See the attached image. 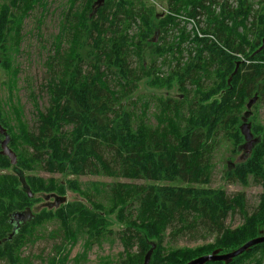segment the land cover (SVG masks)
Segmentation results:
<instances>
[{"label":"trees","instance_id":"16d2710c","mask_svg":"<svg viewBox=\"0 0 264 264\" xmlns=\"http://www.w3.org/2000/svg\"><path fill=\"white\" fill-rule=\"evenodd\" d=\"M43 1L1 0L0 55L14 75L19 70L11 62L21 53L25 20L37 5L44 9ZM98 1L75 0L77 7L62 11L64 41L56 38L55 55L48 61L50 74L42 88L48 106L44 111L37 109V120L24 129L23 139L32 161L52 174L103 175L151 184H104L100 195L103 193L108 204L95 203L97 196L88 194L86 201L62 204L55 213L36 214L13 235V214L33 205L36 190L25 176L22 181L12 174H0V264H32L31 257L22 256L23 249L36 241L39 226L51 220L59 223L53 234L62 241L55 246L49 264H69L68 246L79 239L89 250L114 236L107 218L113 215L122 224L119 237L124 251L118 261L105 257L99 264H144L153 246L150 264H187L215 250L232 252L263 236L264 195L254 216L234 230L225 222L230 215L244 213L245 195L232 199L226 190L210 184L215 169L213 154L222 137L232 142L234 154L241 152L239 145L246 141L241 127L246 120L257 142L246 160L229 162L223 178L241 184L254 178L264 188V126L252 111L264 104V0H169L173 14L185 12L190 18L201 19L202 39L195 38L196 56L189 50L190 62L172 72L176 79L157 81L159 87L171 88L176 80L182 90L180 99L161 97L144 102L133 100L143 75L136 72L131 59L150 46L155 55L180 52L176 39L167 40L169 27L177 22L168 18L157 24L154 11L136 14L133 7L127 9L133 3L128 0H104L96 7ZM137 18L142 20V33L136 39L129 30ZM158 33L161 40L151 45L150 37ZM212 37L217 43L211 42ZM224 48L245 53L252 63H240L235 73L239 62ZM212 74L216 79L204 92L201 76ZM9 82L12 85L11 76ZM188 84L195 88L188 89ZM32 96L37 98L34 93ZM155 99L159 102L154 115L157 125L152 126L147 115ZM1 113L0 108V123L9 127ZM135 114L143 119L135 120ZM68 127L72 129L66 130ZM7 133L9 147L18 153ZM11 165L0 153V169ZM18 165L23 162L19 160ZM43 187L49 190L46 183ZM168 231L171 239L187 233L209 234L214 236V244L174 249L167 242ZM85 259L86 253L76 263ZM230 264H264V243Z\"/></svg>","mask_w":264,"mask_h":264},{"label":"rangeland","instance_id":"374dc122","mask_svg":"<svg viewBox=\"0 0 264 264\" xmlns=\"http://www.w3.org/2000/svg\"><path fill=\"white\" fill-rule=\"evenodd\" d=\"M168 1L169 0H128V2L133 3L131 6L128 4L127 9L130 10L133 7L136 14L143 13V10L154 11V18H156L155 22L157 24L168 18L175 19L177 24L169 27L167 40L173 41L176 39V43L182 47V50L178 53L175 51V53L167 52L161 55H155L152 53L154 50L153 46H150L140 55L135 54V57L133 56L134 58L131 59L133 67L136 68V72L139 75H143L142 80L139 82L138 89L133 95V100L137 102H144L149 99L161 97H164L163 99H180L182 90L176 80H174L171 88H168V86L159 87L157 81L176 79L174 75H172V72L179 66L183 67L190 62L192 55L193 57L196 56V51L193 50L197 47L195 38L198 37L202 39L200 33L201 27H204V25L201 19L199 17L190 18L191 16L186 15L185 12H182V14H173L168 7ZM98 2V5H95L96 7H100L104 0L103 2H101V0ZM42 3H45L44 9L37 5L30 16L25 20L24 31H22L23 43L21 53L16 55V59L14 56L12 58V66L14 69L19 70L18 75H14L12 70H8L7 61L4 60V58L2 60V56L0 55L1 115L7 119H5L7 121L6 123L9 122V127L4 128L7 132H10L14 140L13 146L17 149V152L21 154V157H19L18 153L15 152L17 162L19 160L23 162V165H11L12 168L7 170L0 169V174H12L22 181H24L23 176H25L26 179L30 181L32 188L36 190L34 203L32 206H29L32 208L34 214L47 213L49 211L55 213L62 208L55 205L56 198L60 197L67 198V202L64 204H74L82 202V200L86 201V195L91 194L97 196V199L93 200V202L96 203V201H101L106 205L108 202L105 200L103 193L102 196L100 195L102 185L104 184L122 182L135 185H146L151 183L146 180L118 179L103 175L78 177L70 172L52 174L32 161V152L23 139L24 129L27 125L33 126L34 122L37 120V109L44 111L48 106L49 99L42 88H44L50 74V64L48 61L55 55L53 52V45L57 40L56 38L58 37L59 42L64 41L62 38V28L64 24H61V13L64 9L69 11L71 8L77 7L75 0H44ZM188 8H191V5H188ZM97 10L98 8L95 9V11ZM141 24V18H137V22L131 24L132 27L129 32H131L132 38L137 39L141 31ZM161 37L160 33L155 34L154 37L152 35L150 37L151 45L158 43ZM210 40L211 42H216L214 38ZM159 45L162 46L161 44ZM132 47L136 49V46ZM189 50H193L192 55H190ZM226 51L239 62L237 66H240V63H252V60L247 58L246 54L243 52ZM144 72L146 74H144ZM10 76L12 77V85H10L9 82ZM201 77L205 82L204 92H208L216 76L212 74L210 76L202 75ZM194 88L195 87H191L190 84H188V89ZM33 93L37 96L36 99L32 96ZM218 97L219 95L211 98L210 101ZM158 104V99H155L154 104L151 106L150 113L148 112L147 121H149V125H157V120L154 115L157 112ZM248 109H251V106L248 105ZM252 111L254 112V116H256V121L264 126V104H259L256 108H252ZM134 118L137 121L143 119L141 116H137V114L134 115ZM246 123L248 124L249 122L247 121ZM71 129L70 127L66 128L68 131ZM4 139V137L0 138L1 142H3ZM245 145L246 141L239 146L244 147ZM1 150L2 148H0V153ZM248 155L250 154H248L245 149L234 154L232 142H228L225 137H222L221 145L213 154L215 169L213 171L210 186L215 189L226 190L227 195L232 199L240 193L245 195L244 213H236L233 214V216L230 215L225 222L227 227H231V229L234 230L244 226L246 219L254 216L260 207L262 196L264 195L263 186L255 182L254 178H249L246 184L229 182L223 178L226 167L231 161L237 163L241 160H246ZM44 183L49 185V190L44 189ZM74 183L78 185V190H76ZM29 191L31 192V190ZM107 218L109 222L112 223L111 230L114 232V236L109 235L108 238H104L99 244H95L93 248L89 250H86L88 245L85 244L83 239H79L78 243L74 246H68V252L70 253L69 264H77L76 260L84 253H86V259L79 264H99L100 259L105 257H109V259H112L114 262L120 259L121 253L124 251L119 237V231L123 230L122 224L116 221L115 215L108 216ZM58 228L59 223L56 220L48 221L42 226H39L36 241L23 249L22 256L31 257L30 260L32 264H49V259L55 255V246L60 245L62 241L61 237L53 234L58 231ZM169 233L170 231H168L167 242H170L174 249H195L214 242V236L209 234L187 233L186 235H180L171 239Z\"/></svg>","mask_w":264,"mask_h":264},{"label":"water","instance_id":"95a60500","mask_svg":"<svg viewBox=\"0 0 264 264\" xmlns=\"http://www.w3.org/2000/svg\"><path fill=\"white\" fill-rule=\"evenodd\" d=\"M101 2H103V0H101ZM238 66L235 70V73L238 70ZM232 78L233 77L230 78V81L232 80ZM254 102L255 101H252L249 104V106H252ZM246 122L247 121L245 120L241 127L242 134L244 135L246 140V145L243 148L245 149V151H247L248 154H250L252 152L255 143L257 142V139H254L253 134L251 133V124L249 123L247 124ZM0 133L4 135L5 138L4 141L1 142V148H2L1 155L8 157L11 161L12 166H16L17 165L16 153L9 147L10 138L8 136L7 130L1 124H0ZM28 194L30 195V197H33L29 190H28ZM66 202H67L66 197L56 198L55 205L60 206L61 204H64ZM35 216L36 214H34L31 207H28L26 210L22 212H17L13 214L12 223L15 224L13 235L17 232V230L21 227L22 224L34 219ZM261 243H264V235L248 241L242 247L230 253H222L221 250H215L213 253L198 257L188 262L187 264H207L209 262H224L225 264H230L234 258L244 254L245 252L249 251V249L252 248L253 246ZM154 249L155 246H153L152 249L147 253L144 264H150Z\"/></svg>","mask_w":264,"mask_h":264},{"label":"built area","instance_id":"2783aa9c","mask_svg":"<svg viewBox=\"0 0 264 264\" xmlns=\"http://www.w3.org/2000/svg\"><path fill=\"white\" fill-rule=\"evenodd\" d=\"M200 36L202 37V35L200 34ZM213 38V37H212Z\"/></svg>","mask_w":264,"mask_h":264},{"label":"flooded vegetation","instance_id":"af4514ba","mask_svg":"<svg viewBox=\"0 0 264 264\" xmlns=\"http://www.w3.org/2000/svg\"><path fill=\"white\" fill-rule=\"evenodd\" d=\"M242 149H244V148L242 147Z\"/></svg>","mask_w":264,"mask_h":264}]
</instances>
